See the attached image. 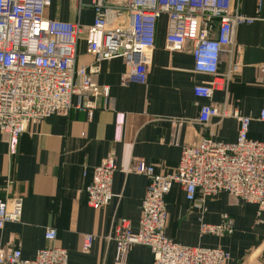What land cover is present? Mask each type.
<instances>
[{"label": "crops", "instance_id": "obj_1", "mask_svg": "<svg viewBox=\"0 0 264 264\" xmlns=\"http://www.w3.org/2000/svg\"><path fill=\"white\" fill-rule=\"evenodd\" d=\"M115 6L124 22L130 10L126 0H104ZM240 12L259 20L237 28L233 47L221 55L220 75L226 87L210 100L195 97L194 88L211 78L194 71L192 46L172 49L167 42L168 18L161 16L156 46L145 84L125 83L126 65L121 58L101 63L95 81L108 87L109 97L99 101L92 118L87 111L72 109L32 123L19 138L13 152L8 137L0 130V198L21 197L20 223H7L0 230V245L19 248L23 258L33 259L51 246L48 228L57 231L55 245L68 252V264H115L116 244L112 237L122 219L138 231L141 206L148 178L131 172L136 160L155 167L158 174L173 171L184 146H196L203 139L235 143L239 121L234 117H213L208 125L198 121L200 106L213 103L238 110L250 117V138L264 141V0H237ZM94 0H52L45 21L78 23L88 27L94 21ZM118 20V21H119ZM217 25V22H216ZM86 37L77 43L78 66L95 62L87 52ZM229 76V77H228ZM225 82V81H224ZM77 97L73 99L76 106ZM113 156L118 171L113 179L117 197L103 209L87 203L86 187L91 171L102 159ZM88 171L87 177L83 175ZM167 235L187 246L220 247L229 252L226 264H264V208L236 202L222 194L207 200L203 213L194 208L179 186L166 198ZM234 219L235 232L217 237L202 233V224L217 225L221 216ZM93 235L89 253L81 251L82 237ZM152 250L135 246L128 264H153Z\"/></svg>", "mask_w": 264, "mask_h": 264}, {"label": "built area", "instance_id": "obj_2", "mask_svg": "<svg viewBox=\"0 0 264 264\" xmlns=\"http://www.w3.org/2000/svg\"><path fill=\"white\" fill-rule=\"evenodd\" d=\"M126 2L130 18L124 22L119 20L122 13L115 6L94 0V21L85 27L45 21L43 15L52 0H0V130L8 137L13 152L32 123H41L57 113L68 115L74 108L87 111L92 118L100 99L106 102L109 97L108 87L95 81L102 62L123 59L126 71L122 81L145 84L163 15L168 18L169 47L191 45L194 71L211 78L194 88L195 97L210 100L215 91L226 87V78L219 72L221 55L233 47L237 28L259 20L260 12L258 9L255 17L242 14L237 0ZM81 37H86L87 52L95 58L92 65H77L76 48ZM261 72L264 86V64ZM74 97L78 99L76 106ZM213 117L239 121L235 143L203 139L196 146H184L178 165L166 174H158L155 167L142 160L133 163L131 172L146 176L149 184L138 231L128 219H122L112 237L115 264H128L130 252L137 245L152 250L153 264H226L230 260L229 252L220 247L182 245L166 233V198L175 186L203 213L207 200L222 194L264 208V141L250 138L252 119L229 107L213 103L200 106V123L208 125ZM260 121L264 122V109ZM118 170L113 156L93 168L91 183L85 189L90 207L103 209L117 197L113 179ZM88 174L87 170L83 173L85 177ZM22 215L21 197L0 198V230L7 223H20ZM234 232V219L228 214H223L217 225L202 224L203 234L225 237ZM57 236L56 229L48 228L45 238L52 245L38 251L33 259L23 258L19 248L0 245V264H68L67 250L54 244ZM93 242V235H83L81 251L89 253Z\"/></svg>", "mask_w": 264, "mask_h": 264}, {"label": "trees", "instance_id": "obj_3", "mask_svg": "<svg viewBox=\"0 0 264 264\" xmlns=\"http://www.w3.org/2000/svg\"><path fill=\"white\" fill-rule=\"evenodd\" d=\"M221 1H223V0H221Z\"/></svg>", "mask_w": 264, "mask_h": 264}]
</instances>
